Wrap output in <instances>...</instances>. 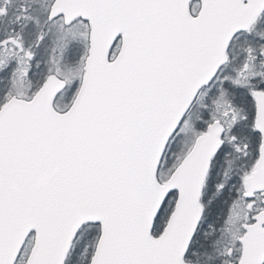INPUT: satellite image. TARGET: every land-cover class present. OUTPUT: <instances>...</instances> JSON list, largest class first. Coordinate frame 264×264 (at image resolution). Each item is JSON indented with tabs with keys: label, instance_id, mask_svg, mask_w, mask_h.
Listing matches in <instances>:
<instances>
[{
	"label": "snow or ice",
	"instance_id": "obj_1",
	"mask_svg": "<svg viewBox=\"0 0 264 264\" xmlns=\"http://www.w3.org/2000/svg\"><path fill=\"white\" fill-rule=\"evenodd\" d=\"M0 264H264V0H0Z\"/></svg>",
	"mask_w": 264,
	"mask_h": 264
}]
</instances>
